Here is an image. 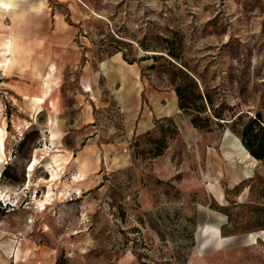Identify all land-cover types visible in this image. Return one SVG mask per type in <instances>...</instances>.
Here are the masks:
<instances>
[{
	"label": "rangeland",
	"instance_id": "obj_1",
	"mask_svg": "<svg viewBox=\"0 0 264 264\" xmlns=\"http://www.w3.org/2000/svg\"><path fill=\"white\" fill-rule=\"evenodd\" d=\"M30 7L43 13L0 14L15 46L0 70V264H264V160L239 134L264 121V0ZM123 61L140 66L136 89ZM177 68L204 95L199 127L179 107Z\"/></svg>",
	"mask_w": 264,
	"mask_h": 264
},
{
	"label": "trees",
	"instance_id": "obj_2",
	"mask_svg": "<svg viewBox=\"0 0 264 264\" xmlns=\"http://www.w3.org/2000/svg\"><path fill=\"white\" fill-rule=\"evenodd\" d=\"M171 55L175 59L179 57L176 54ZM153 58L157 61L159 58L164 59V56H153ZM151 68L154 69L155 65H152ZM176 71L174 78H172V83L176 87L179 107L185 112H190L191 114L189 113V115H193V124L199 127L198 116L194 112L205 111V105L203 104L204 95L200 90L199 82L184 68H177ZM207 100L212 105L211 98L207 97ZM213 114L219 119H224V115L220 111L213 110ZM237 118L240 119L241 115ZM239 134L249 151L256 158L264 160V121L261 116L258 115L255 119H251ZM161 154L162 152L159 150L155 155L159 156Z\"/></svg>",
	"mask_w": 264,
	"mask_h": 264
},
{
	"label": "bare ground",
	"instance_id": "obj_3",
	"mask_svg": "<svg viewBox=\"0 0 264 264\" xmlns=\"http://www.w3.org/2000/svg\"><path fill=\"white\" fill-rule=\"evenodd\" d=\"M18 1L19 0H0V14L6 15L9 13H12V11H13L14 7L17 5ZM12 44H13V40L11 38H8V39L6 38L3 40H0V70L6 71L9 68L11 59H12L14 52H15V48H14L15 46ZM53 76H54V69H53V67H51L50 70L43 76L44 77V83H42V84L44 87V91H43L42 95L34 97L35 103L40 104V103H44L47 100L49 92H50V83H52V81H53L52 80ZM1 117L2 116H1V108H0V120H1ZM3 123H4V121H3ZM53 123H55V122L52 119L51 124H53ZM57 138H58V134L55 132H52L53 143ZM244 152H245V150H244ZM241 154H242V151H241ZM5 157H6V150H5V144H4V128L0 127V165H1V162H3L5 160ZM58 161L59 160L55 159L56 166L61 171L62 167L60 166V163H58ZM36 164H37V160L35 159L33 161V164L29 167L30 169L28 172H30L29 173L30 178L33 174L32 172H34V170H35ZM52 171L53 172L51 173L50 181L55 183L61 177L59 176V173L57 172V170L54 171L52 168ZM82 175L83 174H80V176H82ZM248 177H250V176H248ZM248 177L246 176V178H248ZM83 180H84V178H81L80 180H77V181H83ZM48 191H49V193H48L47 197L45 198V200L37 201L38 208H40L42 210H45L47 208V205H50V201H52L53 192H52L51 186H50ZM77 191H78V194H80V190L78 189ZM61 195H63V193H61ZM0 196H3V191L1 189H0ZM204 231H205V234L207 231H210L209 235H208V241L214 240V239H222V237H220V235H219V228L218 227L210 226V227L205 228ZM16 254H17V252H16ZM17 258H18V255H17ZM15 260H16V258H15Z\"/></svg>",
	"mask_w": 264,
	"mask_h": 264
},
{
	"label": "crops",
	"instance_id": "obj_4",
	"mask_svg": "<svg viewBox=\"0 0 264 264\" xmlns=\"http://www.w3.org/2000/svg\"><path fill=\"white\" fill-rule=\"evenodd\" d=\"M40 1H43V0H22L20 3H19V6L18 8L12 12V13H9L7 15L11 16L15 13H18L19 11H22L24 10V14L27 16V17H30L32 16L33 18H39L41 16V14L43 13V10H41L40 12H36V11H33L31 9V5L32 4H37L38 2ZM23 13V12H21ZM23 14V15H24ZM34 27V25H33ZM123 65H121V62H119L120 64H118L120 67H122L123 69V72L125 73L126 75V78L129 76V77H132L133 78V83L131 84V88H134L136 89L137 85H138V82L141 83V71H140V66L137 64V63H133V64H127L125 61H123ZM117 81V80H115Z\"/></svg>",
	"mask_w": 264,
	"mask_h": 264
}]
</instances>
